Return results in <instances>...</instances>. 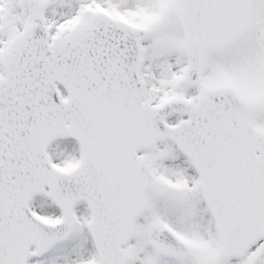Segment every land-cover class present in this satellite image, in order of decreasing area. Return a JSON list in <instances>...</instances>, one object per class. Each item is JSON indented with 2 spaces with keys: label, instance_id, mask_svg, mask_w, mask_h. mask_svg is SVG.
Instances as JSON below:
<instances>
[{
  "label": "snow or ice",
  "instance_id": "snow-or-ice-1",
  "mask_svg": "<svg viewBox=\"0 0 264 264\" xmlns=\"http://www.w3.org/2000/svg\"><path fill=\"white\" fill-rule=\"evenodd\" d=\"M0 264H264V0H0Z\"/></svg>",
  "mask_w": 264,
  "mask_h": 264
}]
</instances>
